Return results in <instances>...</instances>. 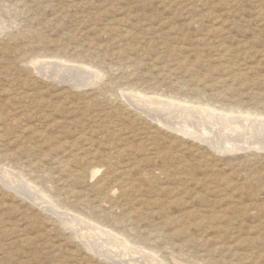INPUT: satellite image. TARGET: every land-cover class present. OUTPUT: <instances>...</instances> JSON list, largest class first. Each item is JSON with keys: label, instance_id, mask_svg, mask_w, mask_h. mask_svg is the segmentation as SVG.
Segmentation results:
<instances>
[{"label": "rangeland", "instance_id": "1", "mask_svg": "<svg viewBox=\"0 0 264 264\" xmlns=\"http://www.w3.org/2000/svg\"><path fill=\"white\" fill-rule=\"evenodd\" d=\"M135 93L264 119V0H0V264H132L117 241L134 264H264V151L182 137Z\"/></svg>", "mask_w": 264, "mask_h": 264}, {"label": "bare ground", "instance_id": "2", "mask_svg": "<svg viewBox=\"0 0 264 264\" xmlns=\"http://www.w3.org/2000/svg\"><path fill=\"white\" fill-rule=\"evenodd\" d=\"M39 61L34 59L30 62L31 64L34 65L33 67H35V70L37 72H40L42 69H44V67L48 66L50 72L52 71L54 73V75H58V74H62L64 72H66L69 75V77L71 76L70 78H72V79L75 78L77 80L76 82L82 83V84H84V82L86 80H88L89 78L94 77V74H95L93 72H89L88 70H86L85 67H84L85 69L84 68L82 69L80 67L75 68V67H71L70 65L67 66L66 63H61L60 60H59L60 62L55 61V60H54V62H49V61L39 62ZM43 71L44 70H42V72ZM45 71H44V73H46ZM49 74L51 75L52 73H49ZM46 76H47V74H46ZM57 77H59V76H57ZM50 80H51V78H50ZM64 80H66V78ZM64 80H63V82H65ZM72 82L75 83V81H72ZM136 92H138V91H136ZM136 94L137 93H135L134 95L137 97L134 96V97L127 98L128 93L124 94V96L126 95L127 96L126 98L128 100H132V103L134 104V106L132 105V103H131V105L133 107H135L137 109V111L139 110V112H141V114L143 113V114L151 117L153 120H155V118H158V120L163 118V119H165V121H167V123H166L167 127L169 124V122H168L169 120H170V122L174 121V123L176 125H178V126H176L178 128L175 129L171 126H169L168 128L172 129V131L181 133L182 137H183V135L184 136H191V137L195 135L196 136L195 139H199L203 143L206 142L207 144H209L210 147H212V148L214 147V148L219 149V150L220 149H222V150L226 149V150H231V151L234 150L237 152V150H244V149H247L248 147H256V149L262 150V152L264 151V119H262V117L257 118V115L256 116L254 115V117H251L249 115H252L253 113H251V114L244 113L243 114V112L241 113L239 111H236L234 109H229V108L221 109L220 111H215L213 109H210V107H208V106L207 107L203 106L204 108H202L200 105H199L200 107L199 106L194 107V105H193V107H192L191 104H190V106H188L189 104L186 105V103H185V105H183V103L182 104L175 103V100H172L171 98H168V100L165 99V101L163 98H162L163 100H159V99H161V97L157 98V96L155 98H153L154 97L153 96L152 98L145 99L144 96H142L140 94L139 95H136ZM145 97H147V96H145ZM127 99H125L126 103H127ZM131 105H129V106L131 107ZM153 117H155V118H153ZM155 124H156V122H155ZM162 124H161V126H164ZM168 128H167V130H168ZM2 176H0V177L2 178ZM6 177H7V174H6ZM4 180H6L5 177H4ZM23 188H20V189H23ZM87 219H89V218H87ZM66 220H68V219H66ZM75 220H77V217L75 218ZM68 222H70V221H67V224H68ZM83 222H85V221H83ZM79 223H81V222L76 221V223H74L75 229L72 227L77 233H78V231H77L78 227L82 226ZM102 227H101V229H102ZM88 228H89V226H88ZM88 228H86V229L89 230ZM81 229L84 230L83 227ZM101 229H99V228L92 229L91 228L89 231L92 232V235H90L91 237H89V238H91L94 242L96 241V244H98V242H99V244H103V245L105 244L106 247H104V248H106L107 250L109 247H112L113 244H116L118 242L117 244H119L123 248V250H121L123 252H121V254H120L121 258H122V256L124 257L125 255H127L130 258L132 264H134L135 262H141L139 259H136L134 257H135V255L136 256H138V255L142 256V254H140V253L137 254V252H135L137 250H134V249L129 250L128 245H127L128 242L126 243L125 241L114 240L115 239V237H113L114 234L111 235L112 233L110 234V233L104 232ZM89 231H87V232H89ZM82 233H84V232H82ZM80 237L81 238H79V239H82L84 237V235L80 236ZM115 241H117V242H115ZM85 246H87V248L89 247L91 249L97 250V248L94 247L95 245H92L89 242ZM118 249H120V247H118ZM126 251H129V253L131 252L133 254L130 255L129 253H126ZM108 252H109V250H108ZM148 253H150V252H148ZM107 257H109V256H107ZM119 264H129V262L121 261V263H119Z\"/></svg>", "mask_w": 264, "mask_h": 264}]
</instances>
